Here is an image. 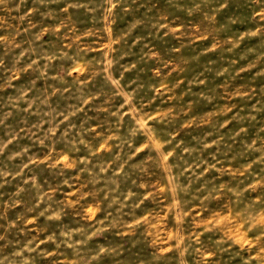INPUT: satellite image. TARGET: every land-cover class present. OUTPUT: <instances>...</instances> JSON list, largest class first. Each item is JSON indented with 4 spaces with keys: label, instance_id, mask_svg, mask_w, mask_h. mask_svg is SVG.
Returning <instances> with one entry per match:
<instances>
[{
    "label": "rangeland",
    "instance_id": "1",
    "mask_svg": "<svg viewBox=\"0 0 264 264\" xmlns=\"http://www.w3.org/2000/svg\"><path fill=\"white\" fill-rule=\"evenodd\" d=\"M0 264H264V0H0Z\"/></svg>",
    "mask_w": 264,
    "mask_h": 264
}]
</instances>
